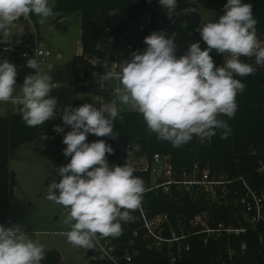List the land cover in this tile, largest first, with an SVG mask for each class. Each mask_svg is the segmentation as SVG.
<instances>
[{
	"label": "clouds",
	"instance_id": "obj_1",
	"mask_svg": "<svg viewBox=\"0 0 264 264\" xmlns=\"http://www.w3.org/2000/svg\"><path fill=\"white\" fill-rule=\"evenodd\" d=\"M159 3L168 13L177 7V0ZM53 6L49 0H0V42L10 35L7 26L18 17L35 15L44 24L53 15ZM257 22L252 4L227 0L219 19L198 29L207 48L201 50L199 42L192 43L179 58L174 36L154 31L144 38L147 48L143 52H132L119 71L112 69L101 75L100 86L104 81L118 82L114 99L98 108L85 103L63 109L62 121L71 129L63 136V154L71 159L57 168L60 179L49 184L47 199L68 209L63 223L69 228L65 235L70 244L91 249L97 238L122 235V223L134 221L131 213L139 208L146 191L134 168L109 165L107 155L114 151L109 144L103 139L89 143L87 135L116 138L114 121L123 119L119 102L130 104L143 116L149 132L174 147L189 143L194 135L214 136L217 129L222 130L221 139H226L231 129L219 117L234 118L236 97L245 89L234 76L245 77L256 71L240 57H255L257 65H264V44L257 38ZM212 50L229 54L223 66L214 65ZM27 66L35 69V74L25 77L17 95L16 66L7 59L0 61V102H11L26 126L37 127L56 116L57 101L50 97L53 66L49 65L45 73L35 57L27 60ZM54 131L63 133L64 128L56 126ZM45 256L44 246L31 239L21 225H0V264H41Z\"/></svg>",
	"mask_w": 264,
	"mask_h": 264
},
{
	"label": "trees",
	"instance_id": "obj_2",
	"mask_svg": "<svg viewBox=\"0 0 264 264\" xmlns=\"http://www.w3.org/2000/svg\"><path fill=\"white\" fill-rule=\"evenodd\" d=\"M206 6L213 10L224 12L227 0H205ZM253 6V16L256 24L257 38L264 44V0H242ZM54 10L62 17L72 14L81 21L82 54L74 56V62L83 64L86 73L91 71V64L84 56L108 58L118 50L121 37L129 30L126 23L139 22L153 16L150 26L146 27L139 39L134 43V51L143 52L147 45L144 38L152 32L163 29L169 23L165 9L155 0L148 4L147 0H55ZM112 11H125L127 19L116 24L111 21ZM34 23L39 18L30 15ZM57 28L68 32L69 23L58 21ZM8 44L0 43V50ZM214 65L221 67L224 64L223 54L213 53ZM253 75L239 77L245 84L243 93L237 95L238 110L234 118L221 116L231 129L226 139H221L222 130L217 129L216 135L207 137L193 136L192 140L180 147H174L170 142L160 140L156 134L147 130L143 116L136 110L121 111L122 120L114 121L111 136L94 137L103 139L111 147L120 141H136L141 144V154L151 156L159 152L171 154L172 163L177 171L189 168L198 160L205 166L209 165L213 174H226L228 179L245 176L256 187L264 186V176L258 171L264 163V65L255 68ZM79 76L76 74V80ZM55 120H50L37 127L26 126L18 110L14 109L10 115L0 116V225L8 227V218L3 214L17 185L16 172L10 168L13 152L21 144L36 140L40 136L41 127L47 126L49 131ZM71 159V157H70ZM134 175L144 181L145 189L150 187V175L146 172H134ZM240 185L234 181L228 186L233 192ZM142 198L147 203L151 214L167 212L171 221L176 225L178 216L190 219L194 214L209 210L212 215L211 224L219 222L230 224L234 215L233 203L229 206L214 203L205 197H194L186 191L172 188L170 193L162 190L147 191ZM133 222L122 223L123 233L117 237L121 250L129 248L138 250L140 264H170L165 252L156 253L148 248L142 236H135L133 230L139 226V209L131 213ZM207 238V242L205 239ZM190 250L176 264H264V222L257 230L248 231L241 236L222 233L218 236L191 235L188 238ZM247 243V250L241 256L230 257L231 250H240L243 242ZM45 259L42 264H59L60 255L56 250H45ZM90 264H111L108 260L91 259Z\"/></svg>",
	"mask_w": 264,
	"mask_h": 264
},
{
	"label": "rangeland",
	"instance_id": "obj_3",
	"mask_svg": "<svg viewBox=\"0 0 264 264\" xmlns=\"http://www.w3.org/2000/svg\"><path fill=\"white\" fill-rule=\"evenodd\" d=\"M178 7L172 13L166 10L163 15H167L168 20L176 13L174 22L165 24L164 34L166 37H173L176 44V56L184 55L192 43L199 42L201 50L207 48L202 40L198 29L201 24L215 22L223 14L220 11L213 10L206 6L205 0H177ZM55 0H49V5L53 6ZM185 9H194L195 11L185 12ZM60 13L54 10L53 15L48 17L44 24H36L32 20H25L22 23H11L7 27L10 35L4 38L1 44H17L27 37L22 38L23 30L30 33L35 29L44 37L45 46L52 51L42 67L47 73L48 66L52 65L53 70L50 73L53 83H57V89L53 88L52 98L57 101L55 112L60 113L58 105L63 109L65 107H77L78 101L88 98L84 89L76 80L78 68L74 62V56L80 50V29L79 18L72 14L62 23L70 22L71 26L68 32H63L57 28L60 20ZM122 11H115L112 14V21H124ZM61 22V21H60ZM145 19L139 22L127 23L129 32L120 40L119 48L115 52L121 61L130 60L131 53L134 52V43L141 36L143 30L141 24ZM27 36V34H26ZM55 38V41H53ZM2 39V37H0ZM260 38H258L259 40ZM262 44V40H259ZM133 47L129 48L128 44ZM61 56H58V53ZM212 50L210 55L215 53ZM224 60L229 58L225 53ZM7 59L15 66L18 64V57L10 50H0V61ZM240 59L254 68L258 67L255 63V57H240ZM19 78L16 79V92L20 93V88L24 84L25 77L35 74V69L27 65L18 70ZM126 110H135L130 104L124 105ZM11 102H0V116L10 115L14 110ZM155 134V133H154ZM64 136V135H63ZM63 136L52 137L47 126L41 127L40 136L31 142L21 144L12 154L10 168L16 172L17 185L14 188L13 195L3 214L8 218V227L19 224L30 238L38 241L44 246L45 250H56L59 252V264H90L91 258L88 256V250L83 247H76L70 244L65 233L69 230L63 221L68 214V209L49 199L48 186L53 180L59 181L57 168L65 166L70 162V157L63 154L66 145L63 143ZM205 137L204 139H206ZM56 194H59L58 191ZM95 246V242L93 241ZM42 264V263H41Z\"/></svg>",
	"mask_w": 264,
	"mask_h": 264
},
{
	"label": "built area",
	"instance_id": "obj_4",
	"mask_svg": "<svg viewBox=\"0 0 264 264\" xmlns=\"http://www.w3.org/2000/svg\"><path fill=\"white\" fill-rule=\"evenodd\" d=\"M155 0H147L152 4ZM21 20H31L30 16L21 15L13 22ZM153 16L149 14L144 24L140 28L144 29L150 26ZM163 29L158 32H163ZM130 48L131 44L128 45ZM4 49L10 50L18 57L16 65L17 76L18 70L27 65V60L37 58L42 64H45L52 51L45 46V40L35 29L30 36L20 43L11 44ZM91 64V71L86 73L83 64H80L78 74V83L85 90L88 98L78 103L77 107L92 103L97 108L103 104L109 103L114 96V88L118 82L110 80L101 82V75L108 70H120L122 63L120 57L114 55L104 59L99 57L84 56ZM103 65L107 67L104 68ZM58 84L53 83V88L57 89ZM51 96V93H50ZM119 112L125 111L124 104L118 102ZM60 110L56 114L54 124L51 126L50 135L52 137L63 136L70 131L62 121L63 108L58 105ZM56 126L64 128L63 133L54 131ZM94 134L87 135V142L97 141ZM205 138V137H204ZM113 153L107 155L109 165L124 166L125 164L134 168V172H146L150 175V187L147 191L162 190L164 193H170L172 188L188 192L194 197H205L211 199L214 203L229 206L233 203L234 215L231 223L219 222L216 225L211 224L212 215L209 210H203L194 214L190 219L185 216H178V221L174 225L171 217L167 212L151 214L147 203L142 198L139 206V226L133 230L135 236H142L149 249L156 253L165 252L170 264H176L190 250L191 244L188 238L191 235L206 233L209 235H220L227 233L230 235L241 236L248 231L257 230L264 222V186L256 188L245 176H238L234 179H228L226 174H213L209 165L203 166L200 161L196 160L189 168H182L177 171L172 163L171 154L153 153L151 156L141 154V144L136 141H120L113 146ZM258 171L264 176V163L258 168ZM239 181L240 185L233 190L229 184ZM95 246L101 252V258L108 260L111 264H140L138 262L139 251L131 250L128 247L121 250L117 238H97L94 240ZM207 242V238L205 239ZM247 250V243L241 244L240 250H231L230 257L241 256Z\"/></svg>",
	"mask_w": 264,
	"mask_h": 264
},
{
	"label": "crops",
	"instance_id": "obj_5",
	"mask_svg": "<svg viewBox=\"0 0 264 264\" xmlns=\"http://www.w3.org/2000/svg\"><path fill=\"white\" fill-rule=\"evenodd\" d=\"M177 7H178V1H177ZM113 12H115V11H112L111 12V21H112V14H113ZM124 14H125V16H123L124 18H126L127 17V14H126V12L125 11H122ZM69 18V16H67V17H62V18H60V20H59V22L61 21H63L64 19L66 20V19H68ZM176 20V13H174V16L172 17V18H170V20H169V23H171V22H174ZM25 20H21V21H17V22H14V24H16V23H22V22H24ZM118 22H121V21H115V22H113L112 21V23L113 24H116V23H118ZM67 23H69V29H70V26H71V23L70 22H67ZM126 25H128L127 23L126 24H124V26H126ZM79 29H80V36L82 35V30H81V21H80V19H79ZM164 30H165V25H164ZM24 32L22 33V38H24V35H25V37H29L30 36V33H25L26 32V30L24 29L23 30ZM69 31V30H68ZM127 32H129V30L127 31ZM126 32V33H127ZM164 32V31H163ZM126 33L121 37V39L122 38H124L125 37V35H126ZM26 34H27V36H26ZM53 41H55V38H53ZM129 44H131V45H133L132 43H129ZM128 44V45H129ZM133 47V46H132ZM131 47V48H132ZM130 48V47H129ZM82 51H83V48H82V42H80V50H79V52H78V54H82ZM58 56L60 57L61 56V53L59 52L58 53ZM75 65H76V67L78 68V70H79V72H80V70H81V68H80V64L79 63H75ZM79 72H78V74H79ZM83 99H81L80 101H78V103L79 102H81Z\"/></svg>",
	"mask_w": 264,
	"mask_h": 264
},
{
	"label": "water",
	"instance_id": "obj_6",
	"mask_svg": "<svg viewBox=\"0 0 264 264\" xmlns=\"http://www.w3.org/2000/svg\"><path fill=\"white\" fill-rule=\"evenodd\" d=\"M88 256L91 259H99L101 258V252L97 247H93L88 250Z\"/></svg>",
	"mask_w": 264,
	"mask_h": 264
}]
</instances>
